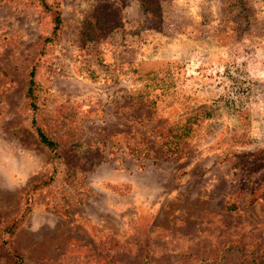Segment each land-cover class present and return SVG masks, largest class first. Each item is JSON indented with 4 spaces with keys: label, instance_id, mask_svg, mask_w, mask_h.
<instances>
[{
    "label": "rangeland",
    "instance_id": "374dc122",
    "mask_svg": "<svg viewBox=\"0 0 264 264\" xmlns=\"http://www.w3.org/2000/svg\"><path fill=\"white\" fill-rule=\"evenodd\" d=\"M55 1L51 46L33 0L0 4V231L21 221L0 264L117 250L197 264L232 241L264 246V0Z\"/></svg>",
    "mask_w": 264,
    "mask_h": 264
},
{
    "label": "trees",
    "instance_id": "16d2710c",
    "mask_svg": "<svg viewBox=\"0 0 264 264\" xmlns=\"http://www.w3.org/2000/svg\"><path fill=\"white\" fill-rule=\"evenodd\" d=\"M15 0H0V4L5 2H11ZM36 7L49 18L51 24L50 36L44 40L45 45H53L59 39V34L62 28V18H61V7L60 3L55 0H33ZM228 71V70H227ZM235 80V78L231 77ZM35 80V69H31L28 74L26 91H25V100L26 105L33 111L37 109L36 100H37V87ZM227 98V97H226ZM232 103L235 104V109L243 110L246 106L242 105L241 97L231 98ZM35 133L37 141L48 151L52 153L54 157H60L59 154V145L53 139H51L39 126H35ZM163 138V137H162ZM164 140V139H163ZM166 141V140H165ZM60 159V158H59ZM54 172L53 174H56ZM242 179L248 178L247 175L241 177ZM54 181L53 176L48 179L41 180L39 182L31 184L25 191V197L34 194L40 189L48 187ZM242 182V181H241ZM245 182H243L244 184ZM241 187V186H240ZM256 188L253 186L251 188L252 200H255L256 197L253 195L257 193ZM239 192L236 194L238 195ZM229 211H234L236 209V204L232 203L227 206ZM20 220L16 218L12 222L8 223L0 231L2 245L7 246L9 244V238L15 233L20 225ZM110 257L109 264H152L148 259L147 255L138 257L137 260L128 261L130 258L124 252L117 250L114 254H107ZM23 257L16 253L13 254L11 264H23ZM197 264H264V246L255 243L252 245H245L240 241H232L223 246V248L212 254L205 259L199 261Z\"/></svg>",
    "mask_w": 264,
    "mask_h": 264
}]
</instances>
